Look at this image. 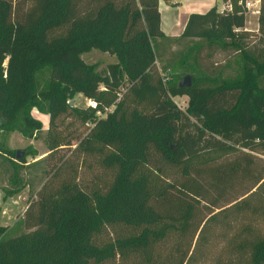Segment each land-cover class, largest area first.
Here are the masks:
<instances>
[{
    "label": "trees",
    "instance_id": "trees-1",
    "mask_svg": "<svg viewBox=\"0 0 264 264\" xmlns=\"http://www.w3.org/2000/svg\"><path fill=\"white\" fill-rule=\"evenodd\" d=\"M80 1L0 0V154L15 168L27 162L6 135L41 130L34 109L49 115V152L33 162L74 145L58 128L71 113L88 128L73 150L97 158L109 179L88 186L47 168L27 229L6 236L0 225V264H190L219 233L230 264H264V48L249 46L242 6L192 12L174 36L159 0H87L78 10ZM258 18L264 35V0ZM204 45L239 54V73L203 75L195 64L186 87L181 74H159L168 51L187 65ZM93 48L117 61L97 69L82 58ZM76 92L94 104L72 105ZM180 93L186 108L172 97Z\"/></svg>",
    "mask_w": 264,
    "mask_h": 264
},
{
    "label": "rangeland",
    "instance_id": "rangeland-1",
    "mask_svg": "<svg viewBox=\"0 0 264 264\" xmlns=\"http://www.w3.org/2000/svg\"><path fill=\"white\" fill-rule=\"evenodd\" d=\"M173 1V0H172ZM170 1L171 5L173 2ZM205 0H185L181 11H187L191 8L190 5H198L197 8L201 9L199 5ZM23 4L30 3L31 0H18ZM87 0H81L78 6V10L85 8ZM219 6L222 5L223 0H216ZM205 8H203L204 11ZM247 11V10H246ZM259 14L254 15L252 12L247 11L246 23L244 29L250 30V35L247 38L249 46L255 49L264 48V35L259 30ZM261 38V39H260ZM178 50L181 46L177 42L175 47ZM173 50L168 51L166 57L160 58L156 62V66L159 74H167L169 78L177 74H181L178 79V84L183 78L190 74L188 69L194 70L193 66L197 64L200 74H216L220 72L224 77H234L241 70L242 61L239 54H233L230 51H222L217 46L204 45L199 52L198 63L194 58H190L187 65L182 61H174ZM193 55V54H192ZM82 58L89 64H95L97 69L106 70L110 62L117 61V57L114 54L93 48L90 51L84 52ZM186 66H189L186 68ZM192 76V75H191ZM49 77V72L45 71L42 74V79L45 80ZM260 83L264 85V76L260 78ZM173 99L182 108H186L189 101V96L186 93H180L172 95ZM72 105L79 106L81 108L87 105L94 104L93 100L85 97L82 93L76 92L73 98L70 100ZM97 116H105L104 112H97ZM33 115L40 119L43 123L41 130L36 131L32 137L24 136L20 131H11L6 135L7 145L17 150H23L26 153L27 162L21 167L15 168L12 165L11 160L0 154V225L6 226V236L18 234L27 229L23 223V217L25 212L33 199L37 197V191L47 178L45 170L48 168H55L59 166V175L55 179H61L69 177L71 174L77 175L80 182L91 186L95 182H104L109 179V172L105 170L100 164L97 158L80 154L73 150L76 139L83 136L88 128L81 121L77 120L71 113L63 114L58 120V128L60 134L67 139H71L74 145H64L58 148L52 157H44L36 162H33L43 156H45L49 150L46 143V135L49 127V115L33 110ZM91 121V120H90ZM35 149L37 157H33L32 154H28V150ZM30 163V164H29ZM17 173L22 178V181L17 185L12 182L13 175ZM75 173V174H74ZM54 175V173H53ZM21 186L18 193L10 195L7 191L16 186ZM220 232V231H218ZM225 240L221 237L220 233L213 239L211 243H208L204 247V253L199 255L198 259L192 261L190 264H216V259L220 254H223V260L220 264H230L229 254L224 250ZM231 260V259H230ZM112 264V263H106Z\"/></svg>",
    "mask_w": 264,
    "mask_h": 264
},
{
    "label": "crops",
    "instance_id": "crops-1",
    "mask_svg": "<svg viewBox=\"0 0 264 264\" xmlns=\"http://www.w3.org/2000/svg\"><path fill=\"white\" fill-rule=\"evenodd\" d=\"M184 1L185 0H180V3L178 5H171L166 0H159V8L161 12V27L166 34L174 36L181 34L189 18V15L192 12H205L215 5L219 7V4L216 2V0H205L201 2V5H199L201 9L196 7L198 5L195 6L193 4L190 5L191 8H188L187 11L183 12L181 11L180 7L184 5ZM203 8H205L204 11ZM256 15L258 14L256 13Z\"/></svg>",
    "mask_w": 264,
    "mask_h": 264
},
{
    "label": "built area",
    "instance_id": "built-area-1",
    "mask_svg": "<svg viewBox=\"0 0 264 264\" xmlns=\"http://www.w3.org/2000/svg\"><path fill=\"white\" fill-rule=\"evenodd\" d=\"M237 3L242 6V9L246 13H247V11H250L254 14H256V13L259 14V12H260L261 0H237ZM233 8H234V1L233 0H224L222 5L218 7V10L220 12H225V11H231V10H233Z\"/></svg>",
    "mask_w": 264,
    "mask_h": 264
},
{
    "label": "water",
    "instance_id": "water-1",
    "mask_svg": "<svg viewBox=\"0 0 264 264\" xmlns=\"http://www.w3.org/2000/svg\"><path fill=\"white\" fill-rule=\"evenodd\" d=\"M192 84V77L190 74L186 75L182 81H180L179 86L180 87H186V86H191ZM72 104V102H70ZM25 152L23 150H17L16 151V156L17 158H21Z\"/></svg>",
    "mask_w": 264,
    "mask_h": 264
}]
</instances>
